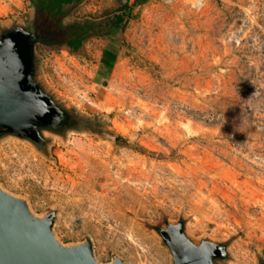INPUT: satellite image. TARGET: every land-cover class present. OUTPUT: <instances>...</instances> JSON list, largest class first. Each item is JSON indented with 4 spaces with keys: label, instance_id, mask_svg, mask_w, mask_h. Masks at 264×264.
Here are the masks:
<instances>
[{
    "label": "rangeland",
    "instance_id": "obj_1",
    "mask_svg": "<svg viewBox=\"0 0 264 264\" xmlns=\"http://www.w3.org/2000/svg\"><path fill=\"white\" fill-rule=\"evenodd\" d=\"M32 18L29 0H0V35ZM85 20L98 28L77 52L34 44L76 127L47 133L45 151L2 137L0 187L54 211L55 238L90 241L100 263L173 264L157 231L183 219L194 242L227 245L216 263L264 264V0L69 5L65 22Z\"/></svg>",
    "mask_w": 264,
    "mask_h": 264
},
{
    "label": "water",
    "instance_id": "obj_2",
    "mask_svg": "<svg viewBox=\"0 0 264 264\" xmlns=\"http://www.w3.org/2000/svg\"><path fill=\"white\" fill-rule=\"evenodd\" d=\"M35 43L48 45L51 40H40L19 24L7 26L0 35V139L11 135L45 151V131L73 129L76 119L37 78ZM55 218L54 211L34 215L24 199L0 187V264H125L119 258L98 262L90 241L61 244L52 232ZM157 232L173 264H218L216 260L228 257L227 245L188 237L183 219Z\"/></svg>",
    "mask_w": 264,
    "mask_h": 264
},
{
    "label": "trees",
    "instance_id": "obj_3",
    "mask_svg": "<svg viewBox=\"0 0 264 264\" xmlns=\"http://www.w3.org/2000/svg\"><path fill=\"white\" fill-rule=\"evenodd\" d=\"M33 9V18L30 26L40 40L49 39L56 47H66L71 52L81 49L83 42L93 35L98 25L92 21L65 22L68 15V7L81 0H29ZM124 4L119 11H126ZM122 14H115L113 23L118 25L122 21ZM115 54L108 50H102L100 62L108 69L114 64Z\"/></svg>",
    "mask_w": 264,
    "mask_h": 264
},
{
    "label": "bare ground",
    "instance_id": "obj_4",
    "mask_svg": "<svg viewBox=\"0 0 264 264\" xmlns=\"http://www.w3.org/2000/svg\"><path fill=\"white\" fill-rule=\"evenodd\" d=\"M45 133L47 134V133H49V132L45 131Z\"/></svg>",
    "mask_w": 264,
    "mask_h": 264
}]
</instances>
